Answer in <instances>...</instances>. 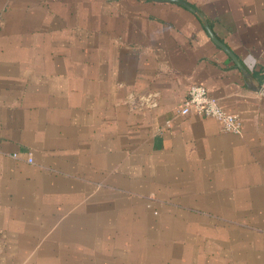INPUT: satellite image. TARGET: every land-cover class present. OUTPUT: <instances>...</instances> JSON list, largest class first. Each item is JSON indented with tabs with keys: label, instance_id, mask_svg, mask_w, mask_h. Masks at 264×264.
Masks as SVG:
<instances>
[{
	"label": "crops",
	"instance_id": "0c3cea01",
	"mask_svg": "<svg viewBox=\"0 0 264 264\" xmlns=\"http://www.w3.org/2000/svg\"><path fill=\"white\" fill-rule=\"evenodd\" d=\"M184 1L197 13L0 0V264H64L34 239L94 246L101 208L122 205L175 238L172 264H264V0ZM193 83L238 115L240 133L176 112ZM67 252L101 263L95 249ZM159 258L145 246L137 260Z\"/></svg>",
	"mask_w": 264,
	"mask_h": 264
},
{
	"label": "rangeland",
	"instance_id": "374dc122",
	"mask_svg": "<svg viewBox=\"0 0 264 264\" xmlns=\"http://www.w3.org/2000/svg\"><path fill=\"white\" fill-rule=\"evenodd\" d=\"M105 191H101V196L105 199L106 197H114L109 194H103ZM117 201V200H116ZM124 204V203H122ZM130 205H122L117 210L119 211H107L108 209L101 208V230L99 228H95L94 232H99L98 236L96 237L97 242L94 246H82V245H74L67 241L64 237L59 238H50V236H46L42 239H34L36 246L35 250H46V252L41 253V256H46L48 258L54 257L58 258L64 264H144V260L140 261L137 260L140 256L141 252L143 251L144 247L152 252L156 253L160 257H164L166 255L167 259H157L156 263L158 264H172L176 261V259L171 260L172 255H169L168 250L166 249L170 242H175V238H166L161 239L157 234L162 233L161 230H155L153 226H159V222L156 223V217L154 215H149L141 211V213H130L129 207ZM107 211V212H105ZM107 218L106 220H104ZM126 222V223H123ZM98 225V224H96ZM134 226L131 230H133L137 235L133 237V233L130 230H127L126 226ZM136 229V230H135ZM50 233V232H49ZM134 238L132 241L134 246L138 247L137 256L136 258L133 257L132 246H131V239ZM70 239V238H69ZM95 239V240H96ZM29 239H26V244H28ZM169 241V242H166ZM34 243V245H35ZM203 243L208 247V241H204ZM146 244V245H145ZM69 251L71 249L75 251L81 250H97V252L101 255V263L96 262V254L93 253H74L67 254L57 253V250ZM169 251H171L169 249ZM176 251V250H175ZM173 251V252H175ZM30 254V255H28ZM211 254V253H210ZM35 256L32 253H26V256ZM121 255V256H120ZM3 255H0V262L3 261ZM27 256V257H28ZM63 256V257H62ZM131 256V257H130ZM40 257V256H39ZM78 257V258H76ZM130 257V258H128ZM204 257L209 258V253L205 252ZM58 260V262H59ZM155 264V263H154Z\"/></svg>",
	"mask_w": 264,
	"mask_h": 264
},
{
	"label": "built area",
	"instance_id": "2783aa9c",
	"mask_svg": "<svg viewBox=\"0 0 264 264\" xmlns=\"http://www.w3.org/2000/svg\"><path fill=\"white\" fill-rule=\"evenodd\" d=\"M176 112L180 115L189 113L210 117L215 119L226 132L240 133L241 121L237 114L226 110L220 101L212 96L208 89L201 84H190L186 91V96ZM27 162H32L31 156L26 158Z\"/></svg>",
	"mask_w": 264,
	"mask_h": 264
},
{
	"label": "water",
	"instance_id": "95a60500",
	"mask_svg": "<svg viewBox=\"0 0 264 264\" xmlns=\"http://www.w3.org/2000/svg\"><path fill=\"white\" fill-rule=\"evenodd\" d=\"M156 1H160V0H156ZM163 1L177 3V4L181 5L182 7H184L185 9H187L188 11H191L192 13H197V10L193 6H191L189 3L184 1V0H163ZM204 28H205L208 36L210 37L211 41L217 47H219L224 53H226L232 59V61L235 63V65L239 69H243V66L239 62V60H238L237 56L235 55V53H233V51L231 49H229L223 42H221L215 36V34L213 33V31L211 30V28L209 27V25L207 23H204Z\"/></svg>",
	"mask_w": 264,
	"mask_h": 264
}]
</instances>
